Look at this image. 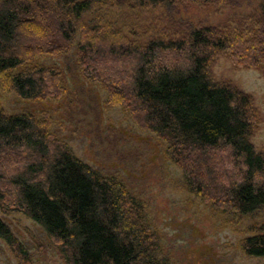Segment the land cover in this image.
Wrapping results in <instances>:
<instances>
[{
  "label": "trees",
  "instance_id": "trees-1",
  "mask_svg": "<svg viewBox=\"0 0 264 264\" xmlns=\"http://www.w3.org/2000/svg\"><path fill=\"white\" fill-rule=\"evenodd\" d=\"M234 1L0 0V85L25 99H60L69 81L56 60L73 58L110 103L156 135L189 192L215 212L252 215L264 208V153L251 141L260 114L249 93L215 80L211 67L226 56L235 66L264 69V0L250 19L223 25L178 28L161 13L164 25L134 32L113 13L218 10ZM52 120L48 112L0 108L2 205L38 223L63 264H173L145 202L78 157ZM0 238L26 254L1 216ZM241 249L264 257V230L245 237Z\"/></svg>",
  "mask_w": 264,
  "mask_h": 264
},
{
  "label": "rangeland",
  "instance_id": "rangeland-1",
  "mask_svg": "<svg viewBox=\"0 0 264 264\" xmlns=\"http://www.w3.org/2000/svg\"><path fill=\"white\" fill-rule=\"evenodd\" d=\"M257 4L258 0H235L218 10L189 7L164 12L117 7L113 13L123 15L128 30L135 32L144 24L161 27V13L178 28L243 21L253 17ZM72 61L56 60L67 70L69 81L62 98L25 99L0 85V108L7 114L48 112L51 129L78 157L122 179L145 202L149 219L161 233L162 252L173 264H264V257L247 256L241 249L245 237L264 230V208L244 217L211 210L185 188L182 170L165 156L156 135L137 125L121 105L110 103L101 83L85 79ZM211 71L215 80L230 81L253 97L260 121L251 141L264 153V69L235 66L221 56ZM0 216L26 250L16 253L0 238V264H63L56 244L23 211L0 202Z\"/></svg>",
  "mask_w": 264,
  "mask_h": 264
}]
</instances>
